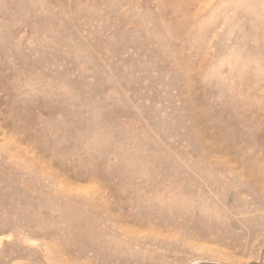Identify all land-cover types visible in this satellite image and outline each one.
I'll use <instances>...</instances> for the list:
<instances>
[{
  "label": "rangeland",
  "instance_id": "rangeland-1",
  "mask_svg": "<svg viewBox=\"0 0 264 264\" xmlns=\"http://www.w3.org/2000/svg\"><path fill=\"white\" fill-rule=\"evenodd\" d=\"M0 264H264V0H0Z\"/></svg>",
  "mask_w": 264,
  "mask_h": 264
}]
</instances>
